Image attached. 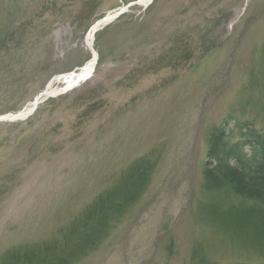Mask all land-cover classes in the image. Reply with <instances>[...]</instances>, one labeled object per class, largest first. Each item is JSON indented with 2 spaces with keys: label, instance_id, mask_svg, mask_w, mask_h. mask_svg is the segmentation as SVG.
I'll list each match as a JSON object with an SVG mask.
<instances>
[{
  "label": "rangeland",
  "instance_id": "374dc122",
  "mask_svg": "<svg viewBox=\"0 0 264 264\" xmlns=\"http://www.w3.org/2000/svg\"><path fill=\"white\" fill-rule=\"evenodd\" d=\"M263 47L264 0H0V118L28 114L0 122V259L60 238L148 158L140 199L75 264H264L201 215L211 136L264 135Z\"/></svg>",
  "mask_w": 264,
  "mask_h": 264
},
{
  "label": "trees",
  "instance_id": "16d2710c",
  "mask_svg": "<svg viewBox=\"0 0 264 264\" xmlns=\"http://www.w3.org/2000/svg\"><path fill=\"white\" fill-rule=\"evenodd\" d=\"M262 56L264 61V47ZM244 130V143L235 148L226 142L225 127L211 136L204 170L209 198L201 215L203 222L214 230L264 254V135L253 129ZM246 148L250 154L244 151ZM155 166L148 158L136 161L116 185L100 194L61 231L60 238L13 249L2 256L0 264H75L96 251L114 225L140 199ZM226 198L230 205L223 208L222 200ZM194 256H200L197 264H204L202 254L196 252Z\"/></svg>",
  "mask_w": 264,
  "mask_h": 264
},
{
  "label": "bare ground",
  "instance_id": "6f19581e",
  "mask_svg": "<svg viewBox=\"0 0 264 264\" xmlns=\"http://www.w3.org/2000/svg\"><path fill=\"white\" fill-rule=\"evenodd\" d=\"M114 19V16L113 15H109L105 22H108V21H111ZM97 31V27H93V29L89 32L88 36H87V44L89 47H91L92 45V42H93V39H94V32ZM94 63H95V60L92 59L90 60L83 68H81L80 70L74 72L73 74H69L66 76V81H72L71 83L75 82L77 79H80V78H85V77H88L89 75L92 74L93 70H94ZM78 73V74H77ZM77 74V75H76ZM71 83H70V86L71 87ZM55 92H52V93H47L46 95H53ZM34 107V106H33Z\"/></svg>",
  "mask_w": 264,
  "mask_h": 264
},
{
  "label": "water",
  "instance_id": "95a60500",
  "mask_svg": "<svg viewBox=\"0 0 264 264\" xmlns=\"http://www.w3.org/2000/svg\"><path fill=\"white\" fill-rule=\"evenodd\" d=\"M94 58H95V60L97 59V55H94ZM36 105H37V102L35 103V106H34V109H35V107H36ZM34 110H32L31 112H33ZM30 112V113H31ZM28 114H19V115H17V116H8V117H4V118H0V122H2V121H6V120H9V121H14V120H19V119H23V118H25L26 116H27Z\"/></svg>",
  "mask_w": 264,
  "mask_h": 264
}]
</instances>
